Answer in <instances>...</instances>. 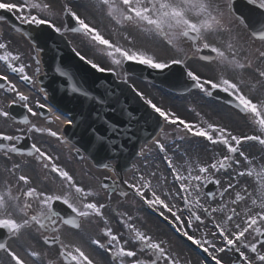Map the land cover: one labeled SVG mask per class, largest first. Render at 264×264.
<instances>
[{"label":"snow or ice","instance_id":"snow-or-ice-1","mask_svg":"<svg viewBox=\"0 0 264 264\" xmlns=\"http://www.w3.org/2000/svg\"><path fill=\"white\" fill-rule=\"evenodd\" d=\"M248 2L264 14V0ZM0 9L12 14L20 25L47 26L61 36L79 34L98 47L112 67L105 69L73 48L80 60L99 72L107 70L123 77L125 83L128 65L158 72L179 65L188 81L187 92L195 90L208 98L223 93L230 109L218 114L215 122L203 118L189 122L133 86L135 96L151 109L158 132L163 133L152 142L163 153L167 172L161 173L158 167L149 170L150 164L143 171L132 165L134 174L129 181L120 177L119 160H110L97 165L112 173L97 180V188L91 173L77 179L59 163L58 155L38 142L22 146L26 137L47 135L84 158L59 131L34 123L41 119L74 123L47 103L33 99L20 86L21 81L30 86L37 83L41 61L35 41L37 55L32 59L37 67L30 74L32 66L24 55L0 36V63L4 66L0 70V93L9 97L7 104L0 103V235L5 237L0 239V264H190L170 241L142 227L138 223L141 217L127 208L117 213L123 230L114 231L107 215L113 197L131 207L137 202L146 206L214 264H264V156H250L245 150V145H259L264 153V18L258 27L250 29L248 41H242L233 27L234 20L239 19L246 28L248 22L235 17L231 3L224 5L223 0H65L59 11L54 0H0ZM61 13L65 22L58 25L56 17ZM13 28L22 31L16 25ZM22 35L32 38L31 33ZM193 60L204 62L217 76H202L190 67ZM57 72L68 76L61 68ZM72 81L69 76L67 86L73 93L91 96ZM13 106L27 113L19 121ZM233 115L255 133L234 134L220 122L231 120ZM133 119L129 114V124ZM165 126L171 132H165ZM108 129L109 133L128 135V128L109 124ZM92 133L94 148L106 145L114 157L123 151L122 146L116 149L112 136L95 129ZM169 135L174 148L162 142ZM209 145L225 151L212 156L211 162H201L198 154L201 148L207 152ZM147 152L145 145L138 155L147 160ZM32 164L38 173L35 168L32 173L25 172ZM241 178L254 181L251 191L249 185L240 184ZM208 185L216 186L217 191H207ZM85 223L95 224L98 234L89 235ZM9 241L16 242V247ZM97 250H102V257L93 254ZM227 253L234 259L225 260Z\"/></svg>","mask_w":264,"mask_h":264},{"label":"rangeland","instance_id":"rangeland-1","mask_svg":"<svg viewBox=\"0 0 264 264\" xmlns=\"http://www.w3.org/2000/svg\"><path fill=\"white\" fill-rule=\"evenodd\" d=\"M230 1L231 0H223V4L227 5L228 2L230 3ZM54 2L56 4V7H57L58 11L60 10V8L65 3V2H58L57 0H54ZM78 3H80V2H78ZM56 21H57L58 25L63 23L62 13L56 17ZM106 24H107V22L105 21V25ZM233 27L235 28V30L238 31L239 34H241L243 36L244 40H248L247 36L244 35L242 29L240 28V26L238 25V22L236 20H234ZM68 39L71 41V43L74 46H76L77 48L81 49L85 53H86V51H89L90 52L89 56L92 58V60L94 62L98 63L101 67H104L105 69H109V68L112 67L110 60L103 53H101L98 49L96 50V52L95 51H90L87 48V46H86L87 42L82 37L78 38L77 36H74V35H68ZM158 52H159V54L161 56L165 55V53L163 51L158 50ZM168 54L170 55L171 53H168ZM33 55H34V53L29 51V57L26 59V63L32 66L30 69H28L29 72L35 70V65L33 64L34 60L32 59ZM199 63H201V62H199L198 60H193V61L190 62V67H192L194 70H198L199 74L200 73H204V72L207 71V69H209V67L207 68L206 66H204V64H199ZM1 65H2V63H0V66ZM210 70H212V69L210 68ZM212 71H214V70H212ZM209 74L210 75H214L213 72H209ZM205 77H207V76H205ZM118 78L121 79L123 77H118ZM208 78H210V77H208ZM144 91H147L149 94H152L156 98L157 102L160 103L161 105H163L164 108L171 109L178 116H180V117H182V118H184L186 120H194L195 121V120H200L201 118L206 119V120H217L218 119V115H215L214 113H212L211 110H210L209 113L203 114V115L200 114L197 111V109L195 107L196 105H205V106L209 105V103H208L206 98L197 97L195 95H192L190 98L177 100V99H174L172 97H168L166 95L164 96L162 92L157 91V90L154 91V90L149 89V91H148L147 88H144ZM163 99H165L166 102L163 101ZM216 109L223 110V111H225L224 113L230 111L229 108L225 107V109H223L221 106H216ZM197 113H199L200 115L197 116ZM217 114H220V113L217 112ZM231 120H233V122L239 123L243 129L247 126V123H245L242 119L236 117L235 115H233ZM228 121H229L228 119H225V120H222L220 122L225 124L226 126H228L233 131V133H236L237 131L234 128H232L231 123L228 122ZM51 128L53 130H56V131L60 132L58 124L54 125ZM48 148L49 149L53 148V149L58 150L57 154H58V156L61 154L62 159H63V163L62 164H64L67 167V169L68 168H73V169H75L76 171L79 172V174L76 175L77 179H81L84 176V167L85 168H89V170H91V171L93 169L85 160L78 161L75 158H73V155L70 154L66 150L67 149L66 147H65L66 149H64V147L62 146V144L60 142H58L55 138H52L50 136H49ZM203 151H204L203 148H201V150H200L198 155H202ZM178 162L182 163L183 161L179 160ZM156 168L157 167H155V169ZM158 170L160 171L159 168H158ZM95 174L99 175L96 172H95ZM101 174H104V173L102 172ZM168 179H169V177H168ZM169 181H170V179H169ZM150 225H151V228L149 226H147L145 229L148 230L149 232H151L153 235L158 236L157 231H155L156 228L152 224H150ZM164 236L165 235L162 234V232H161V238L162 239H164ZM170 242L178 244L177 241L174 238H172ZM177 247H174V249L177 250V252H180L182 255H183V252L181 250L188 251L187 249H178ZM184 254L186 256L184 258L185 260H187L189 262H190V260H196V256L187 255L185 252H184ZM193 262L194 263L190 262V264H197L195 261H193Z\"/></svg>","mask_w":264,"mask_h":264},{"label":"flooded vegetation","instance_id":"flooded-vegetation-1","mask_svg":"<svg viewBox=\"0 0 264 264\" xmlns=\"http://www.w3.org/2000/svg\"><path fill=\"white\" fill-rule=\"evenodd\" d=\"M129 200H131V199H129ZM126 208L129 211H131L132 214L138 215L139 217H141V220L138 221V223L141 224L142 227L146 228L145 224H144V219H143L144 213H145V206H143L139 203H136L135 207H131L129 205V203L123 202L120 199H118L115 202H112L110 207L107 209L109 211L108 217H109V220L111 221V225H112L114 231L121 232L123 230L122 225L119 224V216L117 215V213L123 212ZM152 225H154V222L152 223ZM85 231L87 233H89L90 229H85ZM155 231H157V233H158V229H155ZM156 237L160 238V234L158 233V236H156Z\"/></svg>","mask_w":264,"mask_h":264},{"label":"water","instance_id":"water-1","mask_svg":"<svg viewBox=\"0 0 264 264\" xmlns=\"http://www.w3.org/2000/svg\"><path fill=\"white\" fill-rule=\"evenodd\" d=\"M59 39H60V41L67 47V43H66V41L63 39V38H61V37H59ZM53 41L54 42H56L55 41V38H53ZM52 71L54 72V70L52 69ZM60 85H62L63 83L61 82V83H59Z\"/></svg>","mask_w":264,"mask_h":264},{"label":"bare ground","instance_id":"bare-ground-1","mask_svg":"<svg viewBox=\"0 0 264 264\" xmlns=\"http://www.w3.org/2000/svg\"><path fill=\"white\" fill-rule=\"evenodd\" d=\"M63 136V135H62Z\"/></svg>","mask_w":264,"mask_h":264}]
</instances>
